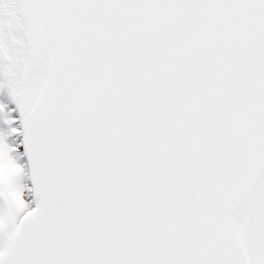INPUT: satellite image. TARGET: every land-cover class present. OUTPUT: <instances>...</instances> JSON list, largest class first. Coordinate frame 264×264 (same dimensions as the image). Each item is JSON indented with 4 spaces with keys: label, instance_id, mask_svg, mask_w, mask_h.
Listing matches in <instances>:
<instances>
[{
    "label": "snow or ice",
    "instance_id": "snow-or-ice-1",
    "mask_svg": "<svg viewBox=\"0 0 264 264\" xmlns=\"http://www.w3.org/2000/svg\"><path fill=\"white\" fill-rule=\"evenodd\" d=\"M0 264H264V0H0Z\"/></svg>",
    "mask_w": 264,
    "mask_h": 264
}]
</instances>
